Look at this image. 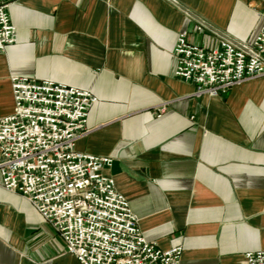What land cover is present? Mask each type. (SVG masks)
I'll return each mask as SVG.
<instances>
[{
	"label": "crops",
	"instance_id": "crops-1",
	"mask_svg": "<svg viewBox=\"0 0 264 264\" xmlns=\"http://www.w3.org/2000/svg\"><path fill=\"white\" fill-rule=\"evenodd\" d=\"M264 0H11L0 115L11 75L89 89L78 150L110 175L148 240L178 264H245L264 250V75L210 96L174 75L173 47L249 41ZM199 21L206 25L196 28ZM165 103L161 116L155 106ZM1 181V179H0ZM0 264H80L33 205L0 182Z\"/></svg>",
	"mask_w": 264,
	"mask_h": 264
},
{
	"label": "built area",
	"instance_id": "built-area-1",
	"mask_svg": "<svg viewBox=\"0 0 264 264\" xmlns=\"http://www.w3.org/2000/svg\"><path fill=\"white\" fill-rule=\"evenodd\" d=\"M11 0H0V50L14 41L8 15ZM249 41L221 36L218 46L189 43L180 32L173 47L178 78L193 94L214 96L243 80L264 75V6ZM206 25L199 21L196 28ZM13 110L0 115L1 185L27 199L62 238L80 264H178L181 246L162 249L148 240L127 198L103 169L109 155L78 150L88 131L97 97L86 88L11 75ZM164 102L155 106L161 116ZM245 264H264V250L248 251Z\"/></svg>",
	"mask_w": 264,
	"mask_h": 264
}]
</instances>
